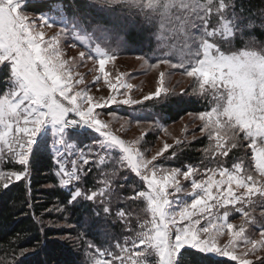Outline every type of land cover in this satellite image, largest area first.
<instances>
[{
  "label": "snow or ice",
  "instance_id": "1",
  "mask_svg": "<svg viewBox=\"0 0 264 264\" xmlns=\"http://www.w3.org/2000/svg\"><path fill=\"white\" fill-rule=\"evenodd\" d=\"M71 6L70 16L64 0H0V72L7 71L0 92V166H19L0 167V184L7 188L28 179L34 149L50 144L58 184L69 189L68 205L89 202L95 215L102 212L129 234L104 248L83 243L86 264H182L197 253L264 264V42L256 36L257 30L264 32V9L253 12L237 0H88L86 8L113 21L89 31V14H80L75 0ZM124 25L138 26L149 44L155 43L150 56L137 59L149 68L180 69L192 78L190 94L210 106L193 117L207 141L197 163L168 164L190 143L187 126L184 140L164 142L149 158L150 149L141 144L146 133L122 139L96 111L169 92L165 72L159 73L155 92L142 100L131 98L134 86L124 74L116 83L109 79L105 65L115 62L124 46L119 36ZM68 40L70 47L77 42L83 47L77 57L66 55ZM86 61L99 66L106 98L90 94L78 71ZM121 89L126 91L118 99L113 92ZM82 136L91 141L81 145ZM240 149L244 156L236 155ZM93 169L97 186L85 190L84 177ZM124 189L132 194L124 195ZM235 214L238 224L231 222Z\"/></svg>",
  "mask_w": 264,
  "mask_h": 264
},
{
  "label": "trees",
  "instance_id": "2",
  "mask_svg": "<svg viewBox=\"0 0 264 264\" xmlns=\"http://www.w3.org/2000/svg\"><path fill=\"white\" fill-rule=\"evenodd\" d=\"M79 5L80 14L88 13L85 21L88 30L92 26L103 24L111 26L113 21L93 9L86 8L88 0H75ZM238 5L243 3L253 12L264 9V0H237ZM67 12L73 13L72 0H64ZM30 11V10H29ZM130 23V22H129ZM99 35V34H97ZM119 36L124 40V46L120 49L123 54H135L150 56L155 43L149 44L147 34L140 31L138 26H122ZM256 36L264 42V32L256 31ZM116 37H113V47ZM102 45L103 42L101 41ZM106 46L107 45H103ZM241 45L237 44V47ZM155 63L153 59L151 61ZM171 68V67H170ZM172 71L182 74L180 69ZM7 71L0 72V92L4 90V77ZM170 91L166 96L150 99L141 104L126 106L121 110L115 107L114 112L133 121H147L158 127L179 120L185 114H198L210 106L205 100L198 97ZM85 142L91 140L83 136ZM149 137H151L149 135ZM148 137V138H149ZM153 138V137H151ZM183 146L182 155L176 161H168L170 166H181L184 163H197L200 159L199 151L207 143L206 139L198 136L196 140H187ZM169 149L165 156H169ZM236 155L244 156V149H240ZM250 157V153L246 154ZM232 160H229V166ZM250 163L249 159L245 160ZM18 166V165H16ZM12 164L6 168L16 167ZM55 164L51 153L50 144L34 149L31 157L30 176L26 180L14 182L7 188L0 186V264H86L83 243L92 241L100 247L110 246L112 241L123 240L129 235L117 224L113 225L110 219H106L101 212L95 215L94 205L85 201H78L74 205H68L69 189L61 188L54 174ZM98 173L93 169L92 173L84 177L85 190L96 187L95 180ZM132 179H138L132 174ZM132 181L130 180L129 183ZM119 190V189H118ZM124 195H131V189H124ZM135 207V205H130ZM58 207H65L66 211L57 212ZM236 218H238V215ZM80 237V240H77ZM25 252V259L20 254ZM182 264H235L228 258L203 256L195 254L193 260L185 257Z\"/></svg>",
  "mask_w": 264,
  "mask_h": 264
},
{
  "label": "rangeland",
  "instance_id": "3",
  "mask_svg": "<svg viewBox=\"0 0 264 264\" xmlns=\"http://www.w3.org/2000/svg\"><path fill=\"white\" fill-rule=\"evenodd\" d=\"M56 29L49 30L48 35L51 36ZM73 43L72 40H68L64 44V48L66 50V55L68 57H77L79 51L84 50L83 47L77 42L76 47H70ZM139 55L135 54H123L118 53L117 59L115 62H110L105 65V70L110 73L109 79L112 80L113 83H116V76L119 74H124V79L126 82L131 83L134 87L133 90L129 92V95L132 99L135 100H142L143 96L148 95L149 93H154L157 87V79L159 77L160 72H165L167 75L165 76V83L167 89L170 91H175L178 93L184 92H191V83L192 78L187 77L186 75L174 72L171 70L170 67L161 64L157 68H149L147 64L144 63L142 59H137ZM98 65L94 64L93 61H86L82 66L79 67L78 71L84 74L85 83L88 84L91 88V93L95 99H100L101 97L106 98L109 95V89L107 85H105L103 81L102 74L98 73ZM100 75L101 79L98 84H93L92 81L96 75ZM80 87H83L81 85ZM99 89V90H98ZM126 91L125 89H121L120 93L113 92L114 95H117L118 99H122V93ZM157 99V98H153ZM144 102V101H143ZM129 106V105H126ZM132 106V105H131ZM115 107L117 110H121L124 108L123 105H112L110 107H105L102 109H96L97 112L101 113L100 118L104 121H111V130L119 135L122 139L125 140H134L137 137L141 136V133H146V136L141 141L142 147L144 149H150L147 151V155L150 158L151 155L155 154L161 147H163V143L167 142L170 145H174L175 140L180 139L184 140L185 137L182 133V129L187 126V140L192 139V132L194 129L196 137L200 136L197 126L199 125L198 120H194L193 117L197 114H185L179 120L166 125L164 128L167 129V133L163 131L161 127H158L152 123H148L147 121H143L137 123V121H133L128 119L118 112H114ZM109 113H113V115H109ZM126 121H130V123H126ZM123 126V127H122ZM93 136L97 135L95 133L92 134ZM149 135L151 137H149ZM149 137V138H148ZM91 140V137L88 136ZM79 143L87 144L89 142L84 141V137H80ZM245 152V150H244ZM250 153L248 150L247 154ZM166 154V153H165ZM251 155V153H250ZM6 165H2L0 167L3 170L9 169H18L19 166L6 168ZM0 186L3 187L2 184ZM238 215V214H237ZM231 222L239 223V217L235 218ZM226 239V237L224 238ZM115 241H112L111 245L114 244ZM123 242V240L121 241ZM110 245V246H111ZM109 247V246H105ZM104 248V247H101ZM113 250H115L113 248ZM216 257L214 255H211ZM219 258H226V257H219ZM254 259V258H253Z\"/></svg>",
  "mask_w": 264,
  "mask_h": 264
}]
</instances>
